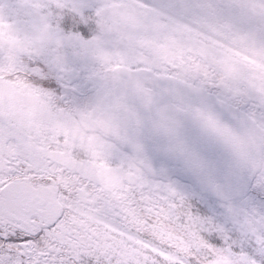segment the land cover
Returning a JSON list of instances; mask_svg holds the SVG:
<instances>
[{
    "label": "snow or ice",
    "instance_id": "6c2138e0",
    "mask_svg": "<svg viewBox=\"0 0 264 264\" xmlns=\"http://www.w3.org/2000/svg\"><path fill=\"white\" fill-rule=\"evenodd\" d=\"M0 264H264V0H0Z\"/></svg>",
    "mask_w": 264,
    "mask_h": 264
}]
</instances>
